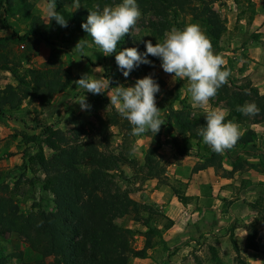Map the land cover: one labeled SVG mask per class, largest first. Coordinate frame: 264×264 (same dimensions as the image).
I'll use <instances>...</instances> for the list:
<instances>
[{"label":"trees","instance_id":"1","mask_svg":"<svg viewBox=\"0 0 264 264\" xmlns=\"http://www.w3.org/2000/svg\"><path fill=\"white\" fill-rule=\"evenodd\" d=\"M233 1L238 7L243 1H247L252 8L249 19L252 21L255 15L253 1ZM121 2L122 0H80L81 6L76 9L73 6L74 0H56V11L65 17L68 25L61 27L54 19L50 22L49 19L46 20L33 0H0V26L3 30L10 31L9 35L0 37V71L9 72L15 81V84L10 83L0 88V124L13 119L26 102H37L49 107L56 95L70 90L74 81L79 78L74 75L70 64L71 50L67 45L79 36L78 41L85 39L95 46L81 27L87 22L89 10H94L95 5H100L102 9L105 5ZM215 2L216 0H137L143 18H150L149 27L153 36L151 42L154 45L163 41V29H171L173 26L183 29L194 23L200 25L211 39L215 53L220 54L223 51V37L228 31V19L215 9ZM146 41L150 40L136 37L131 31V34L121 40L118 51L135 47L140 53H144ZM43 43L50 49L47 62L42 67L27 66L38 55ZM115 55L113 53L110 57H105V60L112 59V65L104 67V78L110 80L109 87L121 85L122 79H141L147 75L157 81L160 92L156 94V104L166 105L164 132L159 134H165L166 142L175 148L179 157L192 156L190 151L193 145L198 148L196 157L200 159V163L195 165L193 173L214 168L216 174L233 178L247 166L255 170L264 166L263 163L251 164L240 155V152H248L247 149L257 141L258 135L252 129L243 132L236 146L223 154L214 153L203 143L198 129L206 126L205 115L195 114L192 105L182 98L179 87L168 91L166 82L158 75H153L161 64L159 58L149 55L147 58L151 64H141L125 77L116 64ZM65 56L68 62L65 61ZM85 58L93 63L91 58ZM245 89L250 94L246 95ZM88 96V112L107 110L104 118L99 117L100 135L107 136L113 127L131 134L132 126L126 119H121V115L104 94L89 93ZM245 102H255L259 114L251 118L237 112L236 107ZM211 103L214 107L225 104L229 111L226 120L239 124L246 121L251 124L264 123V94L249 81L237 85L233 79H229ZM69 124L72 126L70 135L55 124H40L37 126L40 130L37 134L14 135L15 139L22 137L25 145L37 148L34 156L28 155L29 151L24 153V158L32 163L34 171L33 178L26 181L30 189L39 188L40 191L51 194L54 209L49 212L37 210L38 204L34 203L25 212L16 199V193H10L8 186L0 184V238L3 239L7 234H17L31 248L28 257L24 252H16L10 256L16 258L19 264H131L134 259L150 258V252L156 248L170 251L164 240V233L171 228L173 222L162 215L168 224L159 228L155 223L159 213L152 206L134 200L113 175L121 170V166L128 165L132 168L139 167L144 181L159 179L161 182L165 170L160 167L157 156L163 142L157 141L148 148L144 164L140 166L136 161L130 160L127 150L118 154L103 151L97 138L90 135L95 128L88 130L79 117L70 119ZM46 149L50 150V156ZM2 152L0 140V159ZM233 153L238 155L231 158ZM226 157L232 159L231 171L224 168ZM40 170L45 173V177L38 174ZM242 188L244 194L247 190L259 192V199L249 205L259 215L249 225L247 237V247L258 250L259 227L264 222V183L244 181ZM175 194L182 202L188 200L178 191ZM128 216L145 229L133 230L118 224V220ZM139 236L144 238L142 248L135 246V240ZM230 240L239 258L240 249L233 232ZM210 252L214 264H223L216 248L210 247ZM4 263L5 261L0 260V264Z\"/></svg>","mask_w":264,"mask_h":264},{"label":"crops","instance_id":"2","mask_svg":"<svg viewBox=\"0 0 264 264\" xmlns=\"http://www.w3.org/2000/svg\"><path fill=\"white\" fill-rule=\"evenodd\" d=\"M230 1L232 3L228 4L229 12L226 17L228 19V31L223 37V40L229 39L230 41H227V43L238 45L240 47L239 50L244 52L246 56L244 58L248 59V61H241L242 63L247 62L248 65L241 70L243 76H248L252 84L258 88L261 94H264V1L254 0L257 5L252 21L249 20L250 17H245L246 13L242 14L241 11L236 10V7L237 9L239 7L233 0ZM233 9L235 11H233ZM45 46L47 45L44 43L40 45L38 55L45 54L41 52L43 47L45 49ZM226 54L230 55L231 52L228 51ZM76 56L77 55L72 56V60L70 61L73 72V65L75 62L79 64L81 60V57ZM35 61H37V59ZM92 61L93 63H87V72L94 78H99L96 77L98 76L97 72L100 71L101 73L103 66H94L95 61L93 59ZM27 66L31 67V64H27ZM242 66L243 65H241V67ZM6 73L11 75L9 72ZM101 78L103 79L104 76ZM70 90L56 95L52 105L57 103L58 98H60L59 96L65 95ZM35 104L40 105L37 102L29 105L33 106ZM213 108H219V106ZM221 109L226 110L227 115L229 114L226 108ZM138 144H141L138 149L141 150L142 157H137L136 160L131 156L130 160H134L139 165H143L144 157L147 152H145V150L149 146V141L146 138H142ZM254 144L247 149L248 152L244 154L240 152V155L251 164H264V152L259 150L260 145H264V137L258 135L257 141ZM197 152L198 148L193 145L190 151L192 156L182 158L177 155L175 148L171 144L163 141L162 148L159 151L162 155L166 154L164 157L166 165L163 168L165 170L162 179L163 183H160L159 179L144 181L143 175L139 172L138 175L141 176V181L137 183V186L142 184V187L137 189L134 194H131V197L139 203L159 207L162 214L173 222L171 228L164 233V240L170 251L161 249L162 255L165 256L169 253L170 256L168 259L166 257V262L163 264H205L199 257L202 256L204 252H207V249L210 251V247L217 249L218 256L223 264H230L227 256H229V254L230 258L237 256L230 240L232 232L238 243L240 255L246 257V263L264 264L263 258L260 257L262 255L261 251L264 250L262 247L264 246V239H262L264 231L261 230V225L257 237L258 250H252L247 247L248 227L259 215L258 211L253 210L249 205L259 199V192L247 190L246 194L243 193L242 184L244 181H248L246 177L242 176L243 170L238 171L233 178L216 174L214 168H207L198 173H193L195 165L200 163V159L196 157ZM237 155V153H233L231 158H235ZM231 158L226 157L224 162V168L227 171L232 170ZM127 166L128 165H123L121 168L125 170L129 177H132V175H129L128 169L137 173L136 168ZM138 168L139 167H137V169ZM246 169H249L248 166L244 170ZM249 170L256 174L254 180L258 182L252 181L253 183H264V166H259L257 170ZM237 188L239 189L238 194L235 191ZM175 191L180 192L187 197L188 200L186 202L180 201ZM225 200L231 204L230 211L224 210L223 208V202H225ZM241 212H244V214L241 215ZM248 213L252 215L248 217ZM262 224L264 225V222ZM229 225L231 230L234 229L233 231L230 230V232H228L227 229L225 230ZM159 250V248H156L151 251L150 258L148 259L136 260L152 261L154 254L155 256L160 254ZM187 257L189 260L187 261L186 259L184 262V259ZM153 262L154 261H152V263ZM209 262L210 264H214L210 260Z\"/></svg>","mask_w":264,"mask_h":264},{"label":"rangeland","instance_id":"3","mask_svg":"<svg viewBox=\"0 0 264 264\" xmlns=\"http://www.w3.org/2000/svg\"><path fill=\"white\" fill-rule=\"evenodd\" d=\"M37 4L42 16L48 20L45 12L46 4L48 3L47 0H33ZM254 3V9H256V3L254 0H252ZM232 3L230 0H216L214 7L215 9L223 16L227 17V14L229 12L228 10V4ZM252 7V6H251ZM236 10L241 11L242 14L246 13L245 17H250L252 14V8L248 6L247 1H243L242 5ZM233 11H235L233 9ZM149 20L144 19L143 15L141 13V17L138 20L136 26L134 29H132L133 35L136 37H142L146 40H153V36L151 33V28L149 27ZM234 26V25H233ZM232 26V27H233ZM170 29H163V35L166 31H169ZM10 31L3 30L0 26V37H4L8 35ZM248 35V34H247ZM79 36H76V39L73 40V42L67 47L71 50V55H77L78 57H81V60L79 64H75L74 66V73L77 75V77L80 79L82 75L88 74L87 72V63L88 60L85 57H89L95 61L94 66L102 65V72L103 74L97 72L99 77L97 79H100L104 76V67L106 65H112V59L108 58V60H105V56L98 51V49L93 46L92 44L88 43V46L86 47L87 55H81L80 53L76 51H72L74 47L76 46ZM227 41H230L229 39H225L222 41V48L224 51L220 53V55L223 56V58L226 61L225 67L229 68L231 70V76L229 79H233L237 85L245 84L248 81H250V78L248 76L244 77L243 72L241 71L248 65L247 62H243L241 60H247L244 52H241L239 49L240 47L238 45H233L232 43H227ZM47 45V44H46ZM231 52L230 55H227L226 52ZM41 52H44L45 54H39L35 55L31 61H29L28 64H31V66H37L42 67L46 61L48 60V54H49V46H45V49L43 47V50ZM76 56V57H77ZM110 57V56H108ZM37 59V61H35ZM35 61V62H33ZM65 61L68 62L67 57L65 56ZM76 61V60H75ZM241 65H243L241 67ZM93 69V67H92ZM91 75V74H88ZM153 75H158L166 82V90L171 91L175 90L176 88H180V92L182 95V98L187 100V102L192 105L190 101V96L187 92V82L183 80H173L172 74H166L161 64L157 66L156 70L154 71ZM92 76V75H91ZM102 79V78H101ZM138 79H131V80H124L122 79L121 85L125 87H131L134 86L136 81ZM15 84L14 78L12 75H9L6 72H0V88L5 87L7 84ZM252 83V82H251ZM89 93L85 92L84 89H81L77 87V85L74 83L71 90L66 93L63 96H59L57 103L54 105H51L49 107H42L38 104H35L33 106L29 105L27 102L24 104L22 110L20 112H17L13 119L6 121L3 124H0V140L3 146V152L0 159V184H2L3 187L8 186L9 192H15L16 193V199L18 203L21 205V209L23 211H28L32 205H35L34 203H37V210L40 209L42 211H52L54 209V201L53 196L49 193L40 191L39 188L30 189V185L27 183L26 179L33 178L34 171L32 170V166L28 160L24 158L25 151H29L28 155L34 156L37 153V148L33 145H25L24 142H22V137H19L18 139L14 138V135H18V133H33L37 134L39 133V129L37 126L40 124H47V125H58V128L63 129L68 135H70V131L72 129V126L69 124L70 119L73 117H79V119L86 125L87 129L92 131V127L95 129L92 131L90 135H94V137L97 138L99 142V146L103 151H107L110 153H120L121 151H128L130 156H132L134 159L137 160V157H142L141 150L138 149L141 144L140 143L142 138H146L149 141V146H152L158 142L166 141L165 134L160 135V132H164V125H161L160 131L156 133L155 135L151 132L144 134L142 136H133L131 134H127V131L124 129H120L118 127L111 128L109 134L107 136H102L99 134V117L104 118L106 116L107 110H94L93 112H88V110H82L79 103H77L81 96L85 95L86 101L88 100ZM108 99L107 92L103 93ZM159 109H161V118L165 121V106H161L160 103L156 104ZM176 106L179 107V104L176 103ZM193 107V106H192ZM206 107H214L212 106L211 100L208 106ZM194 108V107H193ZM219 108H226L225 104H220ZM195 114H204V110L195 107L194 108ZM252 118V116H250ZM121 119H124L121 116ZM241 125V129L243 132L247 131L248 129L254 130L260 137H264V123L261 124H251L250 121H246ZM104 137H107L105 139ZM263 147V148H262ZM146 148L145 152L148 150ZM260 151L264 152V145H260L259 148ZM46 153L48 156L51 155L50 150L46 149ZM244 154V153H242ZM166 154H158V159L160 162V167L164 168L166 163L164 162V157ZM245 156V155H244ZM141 163V162H139ZM142 165V164H140ZM128 167V166H127ZM136 171H130L128 169L129 175H132V177H129L125 170L121 168L119 172H114L115 179L117 183L127 192L131 194H134L137 189L142 187V184L137 186V183L141 181L139 173V168H136ZM123 173V174H122ZM39 175L42 177H45V173L43 171L38 172ZM243 177H246L248 181H255L254 178L256 177V174L249 169L243 170ZM164 174L161 176V179H163ZM245 178V179H246ZM258 182V181H255ZM160 183H163L162 181ZM19 184V185H18ZM18 188V189H16ZM237 194L239 193V189H235ZM224 201V200H223ZM222 201V202H223ZM254 201V200H253ZM226 202V203H225ZM223 208L224 210L230 211L231 204L227 200H225ZM153 207L156 213H159V216L156 218L155 223L158 227L163 228L168 224V221L162 216V212L159 207L150 205ZM225 212V211H224ZM244 212H241V215H243ZM252 214L248 213V217H250ZM228 216V215H226ZM118 224L124 225L129 229L133 230H139L143 231L145 228L135 223L131 217H125L124 219L118 220ZM261 230L264 231V225H261ZM224 229V227H223ZM228 232H230V225L225 228ZM224 230V231H225ZM262 239H264V236H262ZM261 242V240H260ZM144 245V238L142 236H139L135 240V246L137 248H142ZM262 246V245H261ZM264 248V246H262ZM30 244L26 243L19 235L17 234H7L3 239L0 238V260L5 261L4 264H19V261L11 257L10 255L16 253V252H24L26 256L28 257L30 255ZM159 255L154 254L152 261H140V260H132L131 264H163L166 262L169 258V253H167L165 256L162 255V248L159 247ZM207 252H204L202 256L199 258L202 259V261L205 262V264H210L209 260L211 261V254L209 249H207ZM262 255L260 256L264 260V250L261 251ZM229 259L230 264H242L246 263V257L240 255L239 258L234 257ZM165 258V259H164ZM189 260V258H185V260ZM186 264V263H185ZM247 264V263H246Z\"/></svg>","mask_w":264,"mask_h":264},{"label":"clouds","instance_id":"4","mask_svg":"<svg viewBox=\"0 0 264 264\" xmlns=\"http://www.w3.org/2000/svg\"><path fill=\"white\" fill-rule=\"evenodd\" d=\"M73 6L78 9L81 6L80 0H74ZM45 12L49 22L54 19L61 27L68 26L65 17L56 11V0H49ZM140 17L137 0H122L121 3L105 5L102 9L100 5H95L94 10H89L87 22L81 27L105 57L116 53V64L125 77L139 65L151 64L147 58L149 55L159 58L163 71L172 74L174 81L187 82L192 106L204 110L206 126L198 129L203 143L216 154L233 149L244 134L241 125L233 120H226V110L206 107L231 76V70L225 67L223 56L215 53L211 39L200 25L194 23L183 29L173 26L164 33L163 41L155 45L146 41L144 53H140L135 47L118 51L121 40L131 34ZM87 46L88 41L81 39L72 51L87 55ZM74 83L93 95L107 92L110 104L132 126L133 136L139 137L149 132L155 135L160 131L161 125L165 124L161 118V109L156 105V94L160 92V86L151 75L138 79L131 87L118 85L110 88L109 79H97L88 74L82 75ZM244 91L246 95L250 94L247 89ZM77 103L82 110L90 108L85 95ZM236 111L245 116L259 114L255 102L238 105Z\"/></svg>","mask_w":264,"mask_h":264}]
</instances>
